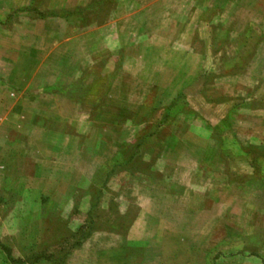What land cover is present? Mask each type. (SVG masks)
Here are the masks:
<instances>
[{
    "label": "rangeland",
    "instance_id": "rangeland-1",
    "mask_svg": "<svg viewBox=\"0 0 264 264\" xmlns=\"http://www.w3.org/2000/svg\"><path fill=\"white\" fill-rule=\"evenodd\" d=\"M0 264H264V0H0Z\"/></svg>",
    "mask_w": 264,
    "mask_h": 264
}]
</instances>
